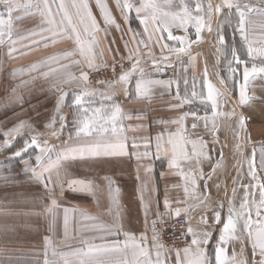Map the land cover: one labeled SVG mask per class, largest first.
I'll use <instances>...</instances> for the list:
<instances>
[{
  "label": "crops",
  "instance_id": "0c3cea01",
  "mask_svg": "<svg viewBox=\"0 0 264 264\" xmlns=\"http://www.w3.org/2000/svg\"><path fill=\"white\" fill-rule=\"evenodd\" d=\"M60 2L61 0H56L52 5L54 10ZM63 2L70 4L72 0ZM104 2L115 18V24L105 25L96 0H88L91 11L100 24V31L95 34L97 43L93 48L97 68L128 59L129 51L137 47L136 42H141L139 53H132L141 56L139 67L150 79L163 81L165 84L153 85L146 97L137 95L135 84L139 73H136L128 84L118 81L109 87H95L90 81L93 69L87 66L85 58L78 53L74 37H65L46 48L40 46L32 50L18 44V51L12 56L8 55L7 43L0 45V264H45L46 261L52 260L63 264L59 253L86 250L89 245L111 246L116 241L123 247L127 239L125 233L134 235L137 241L142 235L147 237L144 244L155 258L157 248L153 237V222L179 217L188 218L198 237L204 232L211 233L209 242L201 247L206 250L212 264H215L216 246L229 207L234 206L239 212L246 192L249 194L252 219H257L255 207L260 200V190L255 185L258 182L264 183V168L260 163L264 153V74L249 77L247 94L252 99L248 105H241L239 91L243 82L244 66L241 64V80L237 85L236 96H233L235 101L232 102L231 87L223 73L220 53L214 54L212 50L207 53L208 50L198 49L201 43L209 44L207 41L192 42L191 47L181 53L169 52L168 49L173 47L171 40L167 39V33L156 43L157 37L152 34L153 25L149 24L148 30L145 31L146 26L141 23L143 17H138L134 10L139 6L137 0H129L134 8L131 12L125 9L124 14L117 8L116 0ZM232 2V8L223 6V0L202 2L201 13L216 15L215 19L210 16L213 23L207 25L206 29L219 24L222 15H232L235 21L231 29L234 40L243 47L242 54L237 55L239 60L249 68L253 64L259 67L260 58L255 53L249 56L248 49L249 46L254 49L264 47V3L261 0ZM209 4L212 6L211 13L208 11ZM218 6L219 11L216 10ZM237 7L246 13L247 40L238 30L240 17L236 11ZM165 10L172 9L166 5ZM69 11L74 13L75 10ZM3 12L6 15V11ZM19 15L23 16V13ZM59 18L58 15L57 19ZM116 25H119V28ZM47 27L39 17L29 16L20 20H17L16 16L13 17L15 39H21L31 32H39ZM171 31L175 36L185 34L182 28L172 27ZM209 35L207 33L204 36L205 40ZM144 41H147L149 48L144 47ZM27 43L24 41V44ZM125 44L128 45L127 48ZM161 44L168 47L161 49ZM218 45L219 43L216 47ZM149 51L158 59L159 70L151 63L152 57L147 55ZM65 53L72 55L67 59L62 58L59 63H53L50 67L59 69L65 78L70 75L80 77L82 72H87L88 81L75 80L70 84L61 85L58 90L53 87L57 83L55 76L44 78L41 75L49 71V67L28 71L34 64L53 56L63 57ZM164 55L169 59H160ZM77 60L80 61L79 65L74 63ZM62 65L64 67H61ZM14 72L17 75L13 76ZM163 73L169 74L165 76ZM167 82H171L170 87ZM208 82H211L220 94L217 115L213 114L211 102L207 100ZM84 92L91 94L84 97L86 102L90 101L85 104L90 109H110L117 104L121 107V131L115 135L111 132L103 135L115 143L122 142L126 154L100 155L65 162V190L61 196L59 185L55 186L54 198L58 206L54 209V214H50L46 209L51 205L53 197L44 188L43 180L36 179L30 171V168L35 166L39 150L29 149L22 157L14 156V152L20 150L24 142L33 136H36L41 144L47 141V145L53 148V159L58 151L74 144L77 138L73 121L79 119L77 114L80 111L73 104V99L75 94ZM62 93H67V96L58 108L57 102ZM177 93L181 99L188 97L191 102L176 107L180 103L176 99ZM192 113L200 119L194 118ZM238 113L246 118L244 127H241L239 119L236 118ZM185 114L188 115L183 125L172 123ZM205 117L206 120L203 119ZM61 118L64 124L62 129ZM194 122L195 129L192 128ZM21 124L23 128L19 132L5 135ZM53 132L56 135H53ZM70 135L72 139H69ZM93 136L96 139L101 138L97 137L95 132ZM180 137L196 141L198 145L200 140L206 142L204 155L199 156L193 154L191 144L188 145L190 158L181 160L182 172L169 167L173 145L167 143L171 138L179 147L183 143ZM235 142L241 143L238 156L234 153ZM253 151L256 180H253L249 173ZM231 158L235 159L233 166ZM235 172L244 174V180L237 182L236 189H241V193L237 199L239 205L236 206L232 205L230 200L231 173ZM185 176L188 179H185ZM193 176L196 177L195 186L192 184ZM71 179L91 182L93 193L68 189L67 183ZM53 180H56L55 176ZM227 195L229 200L226 203ZM166 200L171 211L165 207ZM178 208L182 210L179 217L175 215V209ZM207 210L219 212L221 223H215V216L209 224L202 223ZM261 217H264V209H261ZM235 236L237 239H230L223 245L227 256L231 258L235 255L237 260L245 259L247 264H259L262 258L253 253L252 240L244 229L243 218L239 221ZM161 254L164 259L162 249ZM122 255L124 253H115L110 258L118 260ZM127 256L131 258L130 250ZM165 261L177 264L176 251L169 252Z\"/></svg>",
  "mask_w": 264,
  "mask_h": 264
},
{
  "label": "snow or ice",
  "instance_id": "6c2138e0",
  "mask_svg": "<svg viewBox=\"0 0 264 264\" xmlns=\"http://www.w3.org/2000/svg\"><path fill=\"white\" fill-rule=\"evenodd\" d=\"M139 6L134 8L132 3H129V0H116V6L121 10V13L124 14V10L127 9L128 12H131L134 8L135 13L138 17H143L141 23L145 24V31L148 30L147 26L152 24V34L156 35V43H159L163 38V34L167 33L168 40L177 41L182 47L179 48H169V52L181 53L186 51L192 42H199L200 33L204 30L205 22L204 18L200 15L193 16L192 11L197 13L202 11V6L200 4H195L193 7L189 6V3L186 0H180V8L178 11L165 10V5L171 9L172 0H165V4L162 5L157 2V0H137ZM264 3V0H261ZM0 3L4 5L5 12H0V45L8 44L9 51L8 55L12 56L17 53V45L23 44L28 50H32L34 47H48L49 44H55L58 40L65 37L72 38L74 37L75 43L77 45L78 53L85 58L87 61V66L90 69L98 70L95 64V53L93 51L95 43H97L96 33L100 31V24L97 21L96 17L93 15L91 8L88 4V0H72V3L65 4L63 0L56 5V10L53 9L52 5L56 3V0H0ZM97 7L101 12V17L105 25L115 24V18L111 15V11L108 8L104 0H96ZM223 6L232 8V0H223ZM69 9H74V13L70 12ZM217 11L220 10V6L217 7ZM208 11L211 13L212 6L208 5ZM236 11L239 13V24L238 30L241 33V36L247 40V34L245 32V11L236 8ZM17 13L16 19L20 20L25 17H39V19L48 25L47 28L42 29L39 32H31L27 36H23L21 39H15L13 37V13ZM23 13V16L19 15ZM62 14V15H61ZM60 16L57 19V16ZM193 26L196 32V41H187L185 37H177L172 34L171 28L177 27L182 28L185 32L188 31L189 26ZM119 28V25H116ZM210 31V26L208 27ZM151 38V37H149ZM24 41H27V44H24ZM141 42H136L137 47L129 51L128 59L131 62L130 68L127 70L123 69L121 65L122 73L118 77L119 81L128 84L131 80V77L139 73V78L136 81V93L140 96H147L153 85L165 84L163 81L153 80L148 77L142 68L139 67L141 56L139 54L133 55V52L139 53V44ZM144 47L149 48L147 41H144ZM220 43L223 44V37H220ZM161 49L168 47L165 44H161ZM127 48L128 45L125 44ZM255 53L256 56L260 58V65L257 67L255 64L251 68L247 66L246 63L240 61L239 58L233 54V61L237 64H243L242 72V83L239 91V102L241 105H248L252 97L247 94V86L249 82V77L256 74H264V47L259 49H254L249 46L248 54L253 56ZM72 53H65L63 57L53 56L48 58V60L39 62L32 65L28 71H38L42 67H49V71L41 73L44 78L49 76H55L57 83L53 85L58 90L63 84H70L72 81L80 80L88 81V73L82 72L80 77L76 76H67L66 78L60 73L59 69L50 67L53 63H59L63 59H67ZM149 57H152L151 63L156 67V70H159V61L155 58L151 51L147 53ZM160 59L167 60L169 57L167 55L162 56ZM79 65L80 61H74ZM61 67H64L63 65ZM113 71H115V65L112 66ZM21 70V74H22ZM233 72L237 69H232ZM17 73H13V76ZM207 73L205 71V78ZM167 86H171V82H167ZM207 100L211 102L213 109V114L217 115L216 109L218 107V96L220 95L212 85L211 82L207 84ZM91 95L90 93L84 92L80 94H75L73 99V104L77 106L78 110L81 112V118L74 120V127L76 128L75 136L76 142L74 144H69L63 148L62 151L56 153L55 159L52 158L51 153L53 148L47 145V141L41 144L36 136L31 137L29 140L25 141L23 147L14 152V156L22 157L24 152H27L29 149H38L39 155L36 157L35 166L30 168L33 176L38 180H43V186L48 192V194L53 197L51 199V205L46 209L50 214H54V209L58 206L57 201L54 198L56 195L55 186L59 185V194L62 196L65 190V184L63 183L64 174H66L64 163L71 162L75 160H82L86 158L96 157L100 155H121L126 154L124 152V144L115 143L108 139L105 135L108 132L112 134H118L121 129L119 126V120L122 118V109L117 104L110 109L104 108H94L90 109L86 107V103L90 101H85L84 97ZM195 95V93H193ZM67 93H62L58 99L57 107L59 108L60 102H62ZM176 99L180 101L176 107H181L184 103L191 102L188 97L180 98L177 93ZM89 112L91 114L89 115ZM234 114V113H233ZM185 114L179 117L177 120L172 121V123H177L183 125L184 120L186 119ZM194 118L196 117L195 113H192ZM203 119H207L206 117ZM246 118L241 115L239 118V123L241 127L245 126ZM54 123V121H53ZM64 127L63 118H61V129ZM23 128V124L17 126L10 130L9 133H6V136H10L12 133L19 132ZM192 128H196L195 122L192 124ZM95 132L97 137L96 139L93 136ZM56 135L55 132L52 133ZM87 137H93L92 139H87ZM69 139H72L70 135ZM157 149L160 148L159 137L157 138ZM183 140V143L177 147V143L174 142L171 138L167 141L168 144H172V159L169 167L179 169L181 168V160H188L190 154L188 151V145L191 144L192 153L199 156L204 155L203 149L206 147V142L200 140L199 145L196 141H188L183 137H180ZM8 143V140H5V144ZM205 158H208L205 156ZM27 163V161H25ZM261 167L264 168V153H262ZM219 166V165H217ZM47 173V175H45ZM249 173L252 176L253 180H256V167H255V152L253 151L252 157L249 162ZM53 176L56 177V180H53ZM200 178H203V171L200 172ZM185 179H188L185 176ZM111 183V182H110ZM192 184L195 186L196 177H192ZM255 187L260 190V200L256 204L255 214L257 219H252V210L249 207L248 193L246 192L244 199L240 205V211L237 212L234 206L229 207L228 215L226 217V222L223 223V227L220 230V236L218 238L216 246V254L214 257L215 264H247L245 259L237 260L236 256L229 258L227 256V250L223 246L227 244L230 239H237L235 232L239 226V221L241 218L244 220V229L247 233L249 239L252 240L253 253L258 254L262 259L259 261V264H264V217H261V209H264V183L258 182ZM67 188L74 192H85L93 193V185L91 182H86L79 179H71L67 183ZM187 191V189H186ZM255 203V201H253ZM165 207L171 211L170 204L166 200ZM181 209H175V215L179 217L181 215ZM215 223H221V216L219 212L214 213ZM89 219H92L89 217ZM155 221L153 222V237L156 240L157 251L155 253V258H153L152 253L148 246L144 244V241L147 239L145 236H141L140 240L137 241L134 235L130 233H125L127 239L125 240L123 247H121L120 242L116 241L111 246H95L89 245L88 248L74 250L68 253H59L60 257L63 260V264H166V261L162 259L161 249L163 245L160 244L158 240V235L155 229ZM202 223L207 224L206 220L202 219ZM65 225H67V218H65ZM255 225V231H253V226ZM105 231H109L105 229ZM187 234L191 236V243L183 249V256H181V250L176 251L177 264H212V260L209 259L206 250L201 247V245H206L210 238L211 233L204 232L202 236L198 237L196 231L189 225L187 228ZM118 234V233H117ZM50 243V241H49ZM130 250L131 258L127 256V252ZM115 253H124L120 259H111L110 256ZM56 255V253H53ZM45 264H60V261L52 260L46 261Z\"/></svg>",
  "mask_w": 264,
  "mask_h": 264
},
{
  "label": "rangeland",
  "instance_id": "374dc122",
  "mask_svg": "<svg viewBox=\"0 0 264 264\" xmlns=\"http://www.w3.org/2000/svg\"><path fill=\"white\" fill-rule=\"evenodd\" d=\"M203 1L204 0H186V2L189 3L190 7H193L195 4L201 5ZM209 1L210 0H205L206 3H208ZM157 2L162 4V5L165 4V0H157ZM3 6H4L3 4H0V12L5 11V8ZM179 8H180V0H172L171 9L173 11H178ZM191 14L193 16L200 15L204 18L205 29L200 33V40L199 41H207V43H209V44H203L200 42L201 44L198 46V49L199 50L203 49L204 51L208 50L207 53H209L211 50H212V53H214V54L220 53V56L222 58L223 73H224V76L228 82V85L231 87V101L234 102L235 100L233 99V96L234 95L236 96L237 85L239 84V81L241 80V71L239 70V67H241L242 65L237 64L233 61V54L235 53V55L237 56L238 53L242 54V52H243V47L238 42H236L234 40V35H233V32L231 31L232 27L234 26V22H235L234 18L230 14L222 15L220 18L219 24H214L213 27L211 26V30L209 31L208 29H206L207 25H210L211 22L213 23V20L211 21L210 16L212 17V19H215L216 15L203 14L201 12L197 13L194 10L192 11ZM14 16H17V14H13V17ZM207 33H209L210 35H209V38L207 40H205L204 36ZM177 37H185L187 41L196 40L195 28L190 25L188 27V31L185 32L184 35L181 34ZM220 37H223V44L220 43ZM229 38H231L232 40ZM226 39H227L228 43H226L227 42ZM218 43H219V45H218V47H216ZM171 44H172L171 46L173 47V49L182 47L181 44H179L177 41H174V40H171ZM190 47H191V44H190ZM214 50L215 51L217 50V51L215 52ZM124 60L129 61V59H124ZM110 64H113V63L104 64L102 66L110 65ZM102 66H99L98 68H100ZM232 69H237V71L233 72ZM93 71H95V70H93ZM202 90H203V88H202ZM201 92H203V91H201ZM77 116H78V118H81V112H79L77 114ZM231 117H233V115H231ZM236 118L237 119L240 118V113L237 114ZM240 144L241 143H239V142H235L233 145V148L235 149L234 153L237 156L239 155V148L241 149ZM231 160H232L231 166H233L235 164V159L231 158ZM243 161H244V158H243ZM242 180H244V174H242V173L237 174V172H235L234 174L231 173L230 200H231L232 205H235V206L239 205L237 199L240 196L241 189H236V187H237V182H240ZM226 198H228V199H226V203H227V201L229 200L228 195L226 196Z\"/></svg>",
  "mask_w": 264,
  "mask_h": 264
},
{
  "label": "built area",
  "instance_id": "2783aa9c",
  "mask_svg": "<svg viewBox=\"0 0 264 264\" xmlns=\"http://www.w3.org/2000/svg\"><path fill=\"white\" fill-rule=\"evenodd\" d=\"M130 63V61L120 60L113 64L102 66L98 70L90 73V81L95 87H109L114 85L119 81L118 77L122 73L121 65H123L124 70H127L130 68ZM113 65H115V71H113ZM168 74L163 73L165 76ZM215 212L214 210H207L205 212L204 220L208 224L211 222ZM155 222V229L160 244L163 245L162 250L165 260L169 252L183 250L191 243V238L186 231L189 225L191 226L188 218L162 219Z\"/></svg>",
  "mask_w": 264,
  "mask_h": 264
}]
</instances>
